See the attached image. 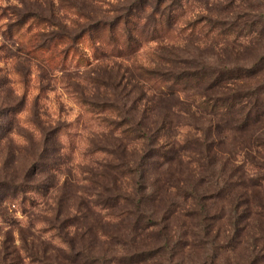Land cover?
Returning a JSON list of instances; mask_svg holds the SVG:
<instances>
[{"label": "trees", "instance_id": "1", "mask_svg": "<svg viewBox=\"0 0 264 264\" xmlns=\"http://www.w3.org/2000/svg\"><path fill=\"white\" fill-rule=\"evenodd\" d=\"M258 1L116 0L112 16L90 22L91 17L78 5L59 0L77 16L72 21L76 32L37 13H15L4 25L5 40L42 68L72 71L111 63L126 74L127 81L139 78L161 95L192 99L208 122L200 127L202 137L192 140L195 151L188 153L198 156V171L183 179L182 159L171 166L175 148L170 155L164 150L159 142L161 129L148 128L145 115H134L135 108H127L126 102L80 97L107 131L140 146L131 157L95 149L99 156L112 158L102 173L110 181L103 179L99 184L105 190L96 206L120 212L114 215L125 227L126 241L124 247L100 256L68 241L70 251L62 253L63 258L39 255L26 246L31 264H264V11L255 6ZM190 38L210 45L202 48L203 56L177 54L173 46ZM245 40L255 46L249 47ZM86 43L90 56L81 48ZM150 44L163 48L161 55L152 53L159 60L156 67H145L138 60ZM250 48L259 49L253 60L244 54L233 56L234 51ZM166 64L169 70L162 68ZM0 82L7 83L2 78ZM9 116L0 115V128ZM239 153L259 170L257 175L249 176L235 165L232 159ZM169 160L170 172L164 171L167 178L153 180V171L164 168ZM121 179L129 182V191L119 185ZM44 187L0 181V203H29L27 195L44 196ZM67 222L55 227L64 242L66 236L59 232ZM141 234L153 235V239L135 246ZM16 253L15 249L9 255ZM20 260L18 254L2 264H20Z\"/></svg>", "mask_w": 264, "mask_h": 264}, {"label": "rangeland", "instance_id": "2", "mask_svg": "<svg viewBox=\"0 0 264 264\" xmlns=\"http://www.w3.org/2000/svg\"><path fill=\"white\" fill-rule=\"evenodd\" d=\"M69 1L89 15L90 22L112 16L116 6V0H104L106 3L103 4L91 0ZM255 4L264 11V0ZM15 13L41 14L52 18L64 29L75 32L78 29L72 22L78 20L77 16L65 10L59 0H0V78L7 82H0V115H10L5 127L0 128V181L43 184L42 191L46 193L44 196L28 194L32 201L26 204L21 200L0 203V264L5 259L12 261L18 254L20 264L33 263L29 249L49 258H63L62 253L70 251L68 241L79 249L91 251L93 256L105 255L110 249L124 247L126 237L124 225L114 215L120 212L96 206L105 190L99 184L103 179L110 181L102 173L112 158L106 154L99 156L95 149L105 148L117 155L131 157L140 146L118 133L107 131L92 118L93 114L79 98L126 102L127 108H135L134 115H145L144 123L148 128L161 129L159 142L164 150L170 155V150L175 148L171 166H176L177 160L182 159L179 169L183 179L194 177L198 171V156L188 153L195 151L191 148L194 146L192 140L202 137L200 127L208 122L192 99L161 95L150 90L139 78L127 81L126 74L114 69L111 63H94L92 68L72 71H51L28 61L2 34L4 25L16 17ZM80 23L84 24V21ZM50 31L55 30L50 28ZM248 42L249 47L255 46L250 45V40ZM207 45L200 39L190 38L173 48L183 57H194L203 56L202 48H208ZM81 48L87 56L91 55L87 43ZM250 51H234L233 56L244 54L253 60L259 49ZM152 53L161 55L163 48L159 44L144 47L139 62L145 67H156L159 60ZM221 55L224 57L223 53ZM127 62L126 65L131 64ZM162 68L169 70L168 64ZM124 88L130 96H125ZM7 110L12 111L7 113ZM232 161L249 176L259 173L244 153H239ZM165 169L170 172V160L161 170L153 171V180L167 178ZM119 185L126 191L130 189L125 179H121ZM64 221L68 222L59 233L66 236L65 242L55 229ZM152 239L153 235L141 234L134 245H145ZM15 249L18 254L9 255Z\"/></svg>", "mask_w": 264, "mask_h": 264}]
</instances>
